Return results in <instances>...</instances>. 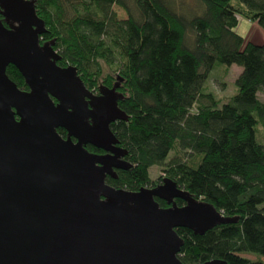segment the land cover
<instances>
[{
    "label": "trees",
    "instance_id": "16d2710c",
    "mask_svg": "<svg viewBox=\"0 0 264 264\" xmlns=\"http://www.w3.org/2000/svg\"><path fill=\"white\" fill-rule=\"evenodd\" d=\"M194 1L189 9L177 0H35V7L47 27L42 41L56 39L59 65L76 66L90 90L119 84L129 118L111 128L132 166L107 183L138 190L169 177L236 218L204 234L176 228L184 264H264V143L256 135L264 128V41L237 31L246 19L264 34V0ZM233 64L242 67L237 91L222 99L207 80L215 66ZM6 71L28 89L14 65ZM153 166L166 176L152 180Z\"/></svg>",
    "mask_w": 264,
    "mask_h": 264
},
{
    "label": "water",
    "instance_id": "95a60500",
    "mask_svg": "<svg viewBox=\"0 0 264 264\" xmlns=\"http://www.w3.org/2000/svg\"><path fill=\"white\" fill-rule=\"evenodd\" d=\"M46 32L35 0H0V264H184L176 228L204 234L236 218L169 177L138 190L107 183L132 166L111 128L129 118L119 84L95 94L76 66L58 64Z\"/></svg>",
    "mask_w": 264,
    "mask_h": 264
},
{
    "label": "rangeland",
    "instance_id": "374dc122",
    "mask_svg": "<svg viewBox=\"0 0 264 264\" xmlns=\"http://www.w3.org/2000/svg\"><path fill=\"white\" fill-rule=\"evenodd\" d=\"M177 1L179 3L182 2L185 5L186 9L190 8L188 4H193L195 2L194 0H177ZM114 9L120 18L126 17V13L121 7L114 6ZM237 31L242 35L246 36L248 39L253 40L255 42L264 41V34L262 29L256 24L253 25V23H250V21L246 19H242L240 21ZM103 70H104V74H106L108 72H111L112 69H110L108 65L103 64ZM241 70L242 67L237 64H233L231 67H226L225 65H217L212 70L207 80V85L211 89L215 90L218 96L222 97V99H227L228 96L233 95L237 91L235 80L239 75V73L241 72ZM259 97L262 100H264V93L260 92ZM256 135H257V139L260 142L264 143V128L262 126H259V130L256 133ZM160 175L166 176L165 172L162 171L161 167L153 166L150 168V177L152 180L158 179ZM247 256L250 258H254L253 255H247Z\"/></svg>",
    "mask_w": 264,
    "mask_h": 264
},
{
    "label": "flooded vegetation",
    "instance_id": "af4514ba",
    "mask_svg": "<svg viewBox=\"0 0 264 264\" xmlns=\"http://www.w3.org/2000/svg\"><path fill=\"white\" fill-rule=\"evenodd\" d=\"M46 41V40H45ZM99 87H100V85H99ZM99 87H98V89L96 90V89H94V90H92L95 94H99ZM66 134H67V132H66V130L65 129H63V134H61V135H63V137H66ZM73 140L74 141H76V139L73 137ZM89 146H93L92 144H87V149H88V147ZM94 148H96V149H94V150H89V151H91V152H94V153H98V154H104L106 151L105 150H103V149H100V148H97V147H95V146H93ZM97 150V151H96ZM126 156V155H125ZM125 156L123 157L124 159H125ZM119 170H122V169H116V172L117 171H119ZM107 176H109V175H107ZM162 182V180L158 183V184H160ZM157 184V185H158Z\"/></svg>",
    "mask_w": 264,
    "mask_h": 264
},
{
    "label": "crops",
    "instance_id": "0c3cea01",
    "mask_svg": "<svg viewBox=\"0 0 264 264\" xmlns=\"http://www.w3.org/2000/svg\"><path fill=\"white\" fill-rule=\"evenodd\" d=\"M251 23V22H250Z\"/></svg>",
    "mask_w": 264,
    "mask_h": 264
}]
</instances>
